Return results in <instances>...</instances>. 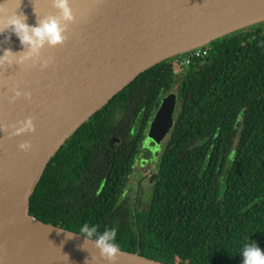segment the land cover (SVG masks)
Here are the masks:
<instances>
[{
	"label": "trees",
	"instance_id": "obj_1",
	"mask_svg": "<svg viewBox=\"0 0 264 264\" xmlns=\"http://www.w3.org/2000/svg\"><path fill=\"white\" fill-rule=\"evenodd\" d=\"M182 67L178 76L169 59L156 64L82 124L47 165L31 214L64 229L114 227L122 250L141 239L142 255L171 264H241L249 239L264 249V22ZM173 89L181 111L149 200L135 203L124 189Z\"/></svg>",
	"mask_w": 264,
	"mask_h": 264
},
{
	"label": "water",
	"instance_id": "obj_2",
	"mask_svg": "<svg viewBox=\"0 0 264 264\" xmlns=\"http://www.w3.org/2000/svg\"><path fill=\"white\" fill-rule=\"evenodd\" d=\"M69 2L75 19L62 44L45 45L39 58L24 64L0 65V264H80L71 243L33 234L29 228L33 219L63 237L68 231L42 222L30 210L51 159L82 124L144 71L264 22V0ZM7 6L16 7L12 0ZM20 10L29 24L56 12L51 0H21ZM8 35L0 33V51L26 50L14 34L10 39ZM48 58L52 63L42 68L41 61ZM14 88L31 96L13 100ZM29 116L34 131L9 134L12 125ZM24 141L31 144L30 151L18 148ZM21 226L26 234L14 241ZM72 239L84 241L82 234ZM140 245L141 239L136 252L121 249L116 261L171 264L142 255Z\"/></svg>",
	"mask_w": 264,
	"mask_h": 264
},
{
	"label": "clouds",
	"instance_id": "obj_3",
	"mask_svg": "<svg viewBox=\"0 0 264 264\" xmlns=\"http://www.w3.org/2000/svg\"><path fill=\"white\" fill-rule=\"evenodd\" d=\"M8 2L9 0H0V33H9L6 37L8 39L14 34L23 49L26 50L16 52L11 48H4L3 51H0V65L24 64L29 59L39 58L40 50L45 45L54 47L62 44L66 39L69 23L75 19L69 0H51V7L56 12L38 18L35 24L27 23V16L22 10L18 11L21 0H12L16 5L15 9L9 8L7 6ZM50 63H52V59L48 58L42 60L40 66L44 68ZM13 92L14 96L11 97L13 100L22 94L26 97L31 96L29 92L21 93L18 88H14ZM11 128L10 135H20L34 131L32 117L29 116L17 121ZM0 129L3 128L0 127ZM18 148L27 152L31 150V144L24 141L19 143ZM67 229L68 231L65 233L67 239H71L73 234H82L84 237V241L80 245L82 249H87L84 244L86 241H90L93 247L98 250L100 259L107 261V264H115L121 251L116 228H105L101 231L96 225H89L85 222L79 226L78 230ZM238 253L242 257L241 264H264V249H261L253 239L246 241ZM96 261L97 256L93 254L91 260L85 258V264H96Z\"/></svg>",
	"mask_w": 264,
	"mask_h": 264
},
{
	"label": "rangeland",
	"instance_id": "obj_4",
	"mask_svg": "<svg viewBox=\"0 0 264 264\" xmlns=\"http://www.w3.org/2000/svg\"><path fill=\"white\" fill-rule=\"evenodd\" d=\"M218 40H214L212 43ZM182 55H177L169 59V63L178 73V76H182ZM181 106L182 102L178 89H173V91L163 96L159 108L154 112L149 123L147 137L144 142L147 147V154L142 155V158L139 159L131 174V178L125 188V196L133 197L141 191L144 202H148L153 186L152 177L159 164L163 147L181 111ZM112 149L114 150L115 148Z\"/></svg>",
	"mask_w": 264,
	"mask_h": 264
},
{
	"label": "bare ground",
	"instance_id": "obj_5",
	"mask_svg": "<svg viewBox=\"0 0 264 264\" xmlns=\"http://www.w3.org/2000/svg\"><path fill=\"white\" fill-rule=\"evenodd\" d=\"M29 228L31 230H33L34 232H36V233H33V234L41 233L42 235H46V236L54 237V238H60V240H63L65 242L71 243L75 247V250L77 251V253L80 255V258H81L80 264H85V258L86 257L89 260H91V255L92 254L97 256L96 264H107V261L99 258L98 250L95 249L93 246L87 244V243L84 244V246L87 249H82L80 247V245L83 243L82 241H80L78 239L77 240H73L72 238L71 239H67L66 237H63L62 235L57 233L56 230H53V229L48 228V227H45L41 222H38V221L33 220V219H31L30 222H29ZM25 234H26V230L21 226L20 228H18L14 232L12 238L14 239V241H16L17 239L23 237ZM117 259H120V258L117 257ZM56 261L59 262V260H56ZM115 264H121V263L119 261H115Z\"/></svg>",
	"mask_w": 264,
	"mask_h": 264
},
{
	"label": "built area",
	"instance_id": "obj_6",
	"mask_svg": "<svg viewBox=\"0 0 264 264\" xmlns=\"http://www.w3.org/2000/svg\"><path fill=\"white\" fill-rule=\"evenodd\" d=\"M212 51V43L198 48H194L190 51L185 52L182 56L181 64L182 66H188L191 62L203 56L208 55Z\"/></svg>",
	"mask_w": 264,
	"mask_h": 264
},
{
	"label": "flooded vegetation",
	"instance_id": "obj_7",
	"mask_svg": "<svg viewBox=\"0 0 264 264\" xmlns=\"http://www.w3.org/2000/svg\"><path fill=\"white\" fill-rule=\"evenodd\" d=\"M147 137V136H146ZM145 140H146V138H145ZM145 140H144V142H145ZM121 142H122V138L121 137H118V136H116V137H112V138H110V140H109V146L111 147V148H115L114 149V152H116V149L120 146V144H121ZM156 145V144H155ZM145 148H146V145L145 144H143V147H142V149H141V152H140V154L137 156V160H136V164H135V166H134V169H135V167H136V165H137V163L139 162V159L140 158H142V155L145 153ZM147 149V148H146ZM142 165H144V164H142ZM134 169L131 171V174L133 173V171H134ZM131 174H130V176H129V180H130V178H131ZM129 180L127 181V183H126V185L128 184V182H129ZM152 183H153V177H152ZM126 188V187H125ZM125 192H126V190L124 189V195H125ZM142 197V193H141V191L140 192H138L135 196H133V198H134V200H135V203H138V201H137V199H138V197ZM128 197H131V196H125V198L127 199ZM132 198V197H131Z\"/></svg>",
	"mask_w": 264,
	"mask_h": 264
}]
</instances>
